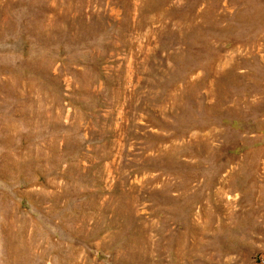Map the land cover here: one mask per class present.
<instances>
[{
    "label": "rangeland",
    "instance_id": "1",
    "mask_svg": "<svg viewBox=\"0 0 264 264\" xmlns=\"http://www.w3.org/2000/svg\"><path fill=\"white\" fill-rule=\"evenodd\" d=\"M0 264H264V0H0Z\"/></svg>",
    "mask_w": 264,
    "mask_h": 264
}]
</instances>
